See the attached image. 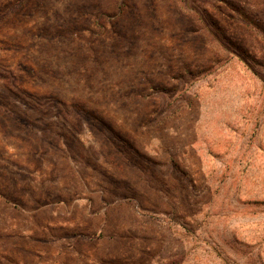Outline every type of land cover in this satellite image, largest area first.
I'll return each mask as SVG.
<instances>
[{"label":"rangeland","instance_id":"obj_1","mask_svg":"<svg viewBox=\"0 0 264 264\" xmlns=\"http://www.w3.org/2000/svg\"><path fill=\"white\" fill-rule=\"evenodd\" d=\"M0 264H264V0H0Z\"/></svg>","mask_w":264,"mask_h":264}]
</instances>
